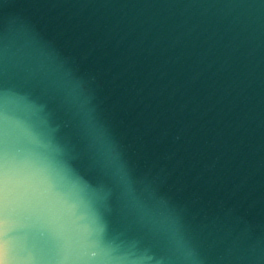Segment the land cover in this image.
<instances>
[{
    "label": "water",
    "instance_id": "95a60500",
    "mask_svg": "<svg viewBox=\"0 0 264 264\" xmlns=\"http://www.w3.org/2000/svg\"><path fill=\"white\" fill-rule=\"evenodd\" d=\"M8 26L55 57L54 75L14 82L47 105L72 166L111 189L114 234L156 243L93 143L80 89L203 264H264V0H0Z\"/></svg>",
    "mask_w": 264,
    "mask_h": 264
},
{
    "label": "clouds",
    "instance_id": "9594fccd",
    "mask_svg": "<svg viewBox=\"0 0 264 264\" xmlns=\"http://www.w3.org/2000/svg\"><path fill=\"white\" fill-rule=\"evenodd\" d=\"M0 69V264H203L181 214L136 186L80 89L79 108L93 143L103 150L125 207L156 243L110 230L111 189L93 185L72 166L47 105L14 82L59 71L55 57L27 30L0 31Z\"/></svg>",
    "mask_w": 264,
    "mask_h": 264
}]
</instances>
